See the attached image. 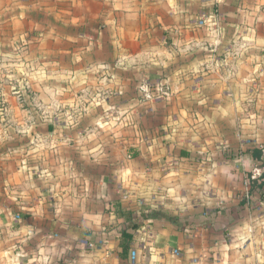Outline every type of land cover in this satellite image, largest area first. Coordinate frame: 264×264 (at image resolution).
I'll return each instance as SVG.
<instances>
[{"label":"clouds","instance_id":"clouds-1","mask_svg":"<svg viewBox=\"0 0 264 264\" xmlns=\"http://www.w3.org/2000/svg\"><path fill=\"white\" fill-rule=\"evenodd\" d=\"M0 264H264V0H0Z\"/></svg>","mask_w":264,"mask_h":264}]
</instances>
